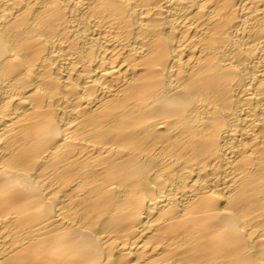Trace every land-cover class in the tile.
<instances>
[{"label": "bare ground", "instance_id": "obj_1", "mask_svg": "<svg viewBox=\"0 0 264 264\" xmlns=\"http://www.w3.org/2000/svg\"><path fill=\"white\" fill-rule=\"evenodd\" d=\"M0 264H264V0H0Z\"/></svg>", "mask_w": 264, "mask_h": 264}]
</instances>
